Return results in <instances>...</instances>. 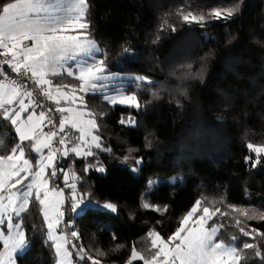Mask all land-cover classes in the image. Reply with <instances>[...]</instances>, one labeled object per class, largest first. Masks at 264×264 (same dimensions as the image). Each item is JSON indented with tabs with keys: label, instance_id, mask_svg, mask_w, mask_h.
<instances>
[{
	"label": "trees",
	"instance_id": "trees-1",
	"mask_svg": "<svg viewBox=\"0 0 264 264\" xmlns=\"http://www.w3.org/2000/svg\"><path fill=\"white\" fill-rule=\"evenodd\" d=\"M89 4L91 38L101 49L97 56L106 60L109 73L133 76L107 89L138 92L142 104L151 102L136 111L108 105L101 92L84 97L97 114L104 147L112 152L97 151L87 159L72 156L60 164L80 177L79 195L90 193L94 203H114L117 211L76 216L68 201L63 219L73 229L66 230H76L80 239L69 238L86 249H102L106 255L96 257L102 264H126L133 245L138 250L150 247L146 237L150 229L166 239L193 203L206 196L209 200L202 207L229 214L223 220L219 213L214 218L225 223L220 239L232 243L236 236L237 245L255 242L264 252V239L244 237L235 226L239 219L240 227L264 233V220L258 214L248 219L227 207L264 212V156L255 167L245 163V156L256 159L246 144H264V0H89ZM181 6L185 14L204 16V22L184 23L177 14ZM229 8L235 9L229 19L209 14ZM137 76L148 77L152 84L137 81ZM184 90L186 95H181ZM129 114L136 119L134 127L119 123ZM0 139L4 141L0 154L16 142L10 123L2 119ZM129 148L138 151L125 161ZM138 157L143 163L133 173ZM97 161L104 173L95 168L84 172L86 164ZM149 181L154 182L151 188ZM56 183L63 185L62 180ZM141 200L161 211L145 210ZM23 227L29 247L16 255V264H53L36 202L23 214ZM117 244L124 247L117 250ZM246 251L251 256L247 264H264L253 250Z\"/></svg>",
	"mask_w": 264,
	"mask_h": 264
},
{
	"label": "snow or ice",
	"instance_id": "snow-or-ice-1",
	"mask_svg": "<svg viewBox=\"0 0 264 264\" xmlns=\"http://www.w3.org/2000/svg\"><path fill=\"white\" fill-rule=\"evenodd\" d=\"M89 10V0H0V119L10 123L16 141L6 153L0 154V264H16V255L29 247L23 214L32 202L39 205L45 244L52 249L55 264L85 261L102 264L96 257L106 255L100 248L86 249L69 239L78 241L80 237L76 230H66L73 229V225L63 219L64 206L70 199L76 216L102 214L104 210L115 213L117 206L111 202L93 203L90 193L78 196L80 177L74 170L62 167L60 161L72 156L95 157L97 151L112 152L110 147H104L97 114L87 107L84 97L89 93L101 92L108 105L136 111L151 101L142 104L138 92L119 88L104 91L108 87L106 82L116 77L108 72L106 60L97 56L101 49L91 38ZM234 12V8L212 9L209 14L220 20L231 18ZM177 14L187 24H201L205 20L192 11L183 13V6ZM124 51L125 54L130 52L127 48ZM187 68L191 69L192 65L188 64ZM202 71L195 75H201ZM53 78H59L60 82H54ZM135 79L152 84L145 76ZM151 95L159 98L157 91H151ZM181 95H186V90ZM119 123L134 127L136 119L129 114L127 119L122 116ZM3 145L0 139V146ZM146 146L150 147L151 141ZM246 148L256 159L245 156V163L255 167L264 154V144L248 142ZM136 151L138 149L129 148L124 160H129L130 154ZM30 152L35 153L34 162ZM142 163V157L136 158L131 171L138 172ZM93 168L101 173L106 171L97 161L95 165L86 164L84 172ZM60 180L64 187L56 183ZM153 183L149 181L150 188ZM65 188L69 189L68 193ZM205 200L209 198L197 199L166 239L150 229L146 233L150 247L138 250L133 245L126 264L134 261L142 264H247L251 256L246 250H253L254 256L264 262V252L257 243L245 241L239 246L235 243L236 236L232 237V243L220 239L225 223H218L214 218L219 213L223 220L229 214L219 208L202 207ZM141 207L161 211L159 206L148 202H142ZM227 207L248 219L258 214L264 220V212L236 205ZM163 210L166 211L167 206ZM249 212L253 216H249ZM240 225L241 221L236 219L235 226L242 236L253 241L257 237L264 239V233L255 228L246 230V225ZM113 239H116L115 234ZM123 247V244L116 245L117 250Z\"/></svg>",
	"mask_w": 264,
	"mask_h": 264
},
{
	"label": "rangeland",
	"instance_id": "rangeland-1",
	"mask_svg": "<svg viewBox=\"0 0 264 264\" xmlns=\"http://www.w3.org/2000/svg\"><path fill=\"white\" fill-rule=\"evenodd\" d=\"M110 74H114V76L116 77L115 79H113V80H111V81H109V82H106L107 84H108V87H110V86H113V85H115V84H117V83H119L121 80H128V79H132L133 78V76H130V75H120V74H116V73H110ZM115 80V82H112V81H114ZM117 80V81H116ZM107 87V88H108ZM107 88H105V92H109V90L107 89ZM102 94V93H101ZM103 95V94H102ZM103 99V98H102ZM104 101V100H103ZM105 102V101H104ZM45 130H47V129H45ZM15 133V132H14ZM77 135H78V133H77ZM33 154V162H34V158H35V153H32ZM254 154V153H253ZM262 156H264V154H262ZM62 187H64V185H62ZM65 189H67V188H65ZM69 190V189H68ZM77 195L79 196V194L77 193ZM69 201H70V204H71V200L69 199ZM142 202H144V201H142L141 200V203ZM94 203V202H93ZM37 204V208H38V213H39V215H40V209H39V205H38V203H36ZM103 203H100V205H102ZM106 211H108V212H110V213H113V212H111V211H109V210H106ZM74 214V213H73ZM40 217H41V221H42V231H43V234H44V225H43V218H42V216L40 215ZM70 239V238H69ZM44 240H45V236H44ZM151 243V242H150ZM228 243V242H227ZM69 247H70V245H69ZM22 252H24V251H22ZM22 252H20V253H18V254H21ZM51 252H52V254H53V251H52V249H51ZM53 264H55V257H54V255H53ZM81 264H86V263H84V262H81ZM87 264H90V262L89 263H87Z\"/></svg>",
	"mask_w": 264,
	"mask_h": 264
},
{
	"label": "built area",
	"instance_id": "built-area-1",
	"mask_svg": "<svg viewBox=\"0 0 264 264\" xmlns=\"http://www.w3.org/2000/svg\"><path fill=\"white\" fill-rule=\"evenodd\" d=\"M39 99H43L42 97H38Z\"/></svg>",
	"mask_w": 264,
	"mask_h": 264
}]
</instances>
